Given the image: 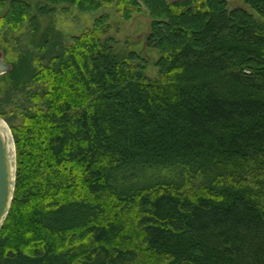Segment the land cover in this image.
I'll return each mask as SVG.
<instances>
[{
	"label": "trees",
	"instance_id": "obj_1",
	"mask_svg": "<svg viewBox=\"0 0 264 264\" xmlns=\"http://www.w3.org/2000/svg\"><path fill=\"white\" fill-rule=\"evenodd\" d=\"M119 1L126 18L152 20L158 80L141 54L117 52L110 15L65 45L54 25L41 33L27 1L0 0V33L29 23L40 36V51L22 48L0 76L17 151L0 264H264V0ZM19 95L30 105L15 127L7 107ZM134 167L205 181L120 189Z\"/></svg>",
	"mask_w": 264,
	"mask_h": 264
},
{
	"label": "rangeland",
	"instance_id": "obj_2",
	"mask_svg": "<svg viewBox=\"0 0 264 264\" xmlns=\"http://www.w3.org/2000/svg\"><path fill=\"white\" fill-rule=\"evenodd\" d=\"M25 1L31 5V17L37 18L41 33H45L51 25H54L56 30L61 33L65 45H70L73 37L82 36L89 30H92L97 19L105 14L110 15L111 29L106 34V37L115 40L117 52L120 54H128L129 52L141 54L148 61L147 76L153 81L159 79L157 63L160 56L156 51L148 48L146 34L148 32V19H150V17L145 12H138L135 10L130 18H126L124 15V6L120 1L109 0L103 8L93 13H82L74 7L58 5L53 7L55 11L45 15L41 12L42 10L40 11L41 8L43 9L47 5L44 0ZM227 1L230 10L235 8L249 9L246 5V0ZM53 8L51 7L52 10ZM30 26L31 25L28 23L18 32L11 34H6L5 32L0 33V50L6 51L7 55L6 58H4L6 63L17 59L22 48L35 50L33 42L35 40L38 41L40 36L34 35ZM145 43L147 48L144 55L142 51ZM35 51L39 52L40 50ZM29 105L26 95L17 96L12 105L7 107V119H9L15 127H21L24 124L23 108ZM0 118L4 120L11 129L7 120L2 117ZM184 181L198 185L202 184L205 180L200 177L197 179L193 178L191 175L185 176V172L181 168L158 169L144 167H134L125 170L116 178L117 186L120 189L144 187L158 182L178 184ZM258 183L262 184L258 192L262 195L264 201V182Z\"/></svg>",
	"mask_w": 264,
	"mask_h": 264
},
{
	"label": "water",
	"instance_id": "obj_3",
	"mask_svg": "<svg viewBox=\"0 0 264 264\" xmlns=\"http://www.w3.org/2000/svg\"><path fill=\"white\" fill-rule=\"evenodd\" d=\"M177 1V0H176ZM152 20L148 19V32L151 34ZM146 43L143 51H146ZM12 66L5 62L0 50V76L9 73ZM17 179V151L14 136L8 124L0 118V230L2 229L11 210Z\"/></svg>",
	"mask_w": 264,
	"mask_h": 264
}]
</instances>
